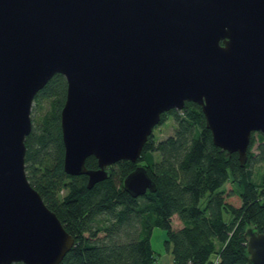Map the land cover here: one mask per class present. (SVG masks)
Returning <instances> with one entry per match:
<instances>
[{"label":"water","instance_id":"obj_1","mask_svg":"<svg viewBox=\"0 0 264 264\" xmlns=\"http://www.w3.org/2000/svg\"><path fill=\"white\" fill-rule=\"evenodd\" d=\"M55 72L62 169L88 188L135 161L160 113L186 100L242 164L250 133L264 142V0H0V264H58L73 243L23 162L33 95ZM122 186L155 189L141 164ZM243 236L245 264H264V231Z\"/></svg>","mask_w":264,"mask_h":264},{"label":"trees","instance_id":"obj_2","mask_svg":"<svg viewBox=\"0 0 264 264\" xmlns=\"http://www.w3.org/2000/svg\"><path fill=\"white\" fill-rule=\"evenodd\" d=\"M64 93V77L55 72L33 95L30 109L40 111L43 100L47 106L30 114L23 158L29 183L73 237L58 264H158L150 244L154 227L164 230V247L174 264H245V227L264 231L261 133H250L246 160L239 164L236 152L225 155L212 143L199 105L186 100L179 109L161 112L153 126L171 116V133L157 138L151 131L135 161L108 165V175L88 188L85 174L62 169ZM84 164L96 167L95 157L86 156ZM137 164L155 189L131 196L122 179ZM229 195L238 203L228 201ZM172 215L180 226H171Z\"/></svg>","mask_w":264,"mask_h":264},{"label":"rangeland","instance_id":"obj_3","mask_svg":"<svg viewBox=\"0 0 264 264\" xmlns=\"http://www.w3.org/2000/svg\"><path fill=\"white\" fill-rule=\"evenodd\" d=\"M47 106V101L43 100L42 101V106L40 108V111L38 110V112H35L34 110L30 109V114L32 113H41L45 107ZM172 124H173V120L171 118V116H167V118L163 121V123L158 124L156 127L152 128V132L154 134L155 137L157 138H161L164 137L165 135L169 134L172 132ZM255 144L253 145V150H255L254 148ZM257 165H255L256 167ZM225 187L228 188V183H225ZM227 200L237 204L238 200L235 197V195H229L227 197ZM171 226L172 227H178L180 226V221L177 219V217L175 215L171 216ZM101 233V232H100ZM163 238H164V230L162 228L159 227H154L151 231L150 234V244L151 247L159 254L158 255V260L161 261L163 258V254H165V247H164V242H163ZM169 252V251H168Z\"/></svg>","mask_w":264,"mask_h":264},{"label":"crops","instance_id":"obj_4","mask_svg":"<svg viewBox=\"0 0 264 264\" xmlns=\"http://www.w3.org/2000/svg\"><path fill=\"white\" fill-rule=\"evenodd\" d=\"M165 254H163V259L161 260V261H159L158 259H157V263L158 264H174L173 262H172V259H171V257H170V254H169V252H168V249H165V252H164ZM159 255V254H158Z\"/></svg>","mask_w":264,"mask_h":264},{"label":"built area","instance_id":"obj_5","mask_svg":"<svg viewBox=\"0 0 264 264\" xmlns=\"http://www.w3.org/2000/svg\"><path fill=\"white\" fill-rule=\"evenodd\" d=\"M183 264H191L189 261H185Z\"/></svg>","mask_w":264,"mask_h":264}]
</instances>
